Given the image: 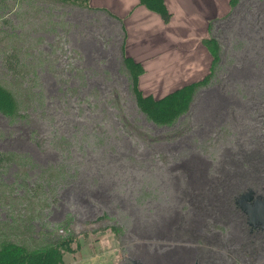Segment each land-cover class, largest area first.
I'll use <instances>...</instances> for the list:
<instances>
[{
	"label": "rangeland",
	"instance_id": "1",
	"mask_svg": "<svg viewBox=\"0 0 264 264\" xmlns=\"http://www.w3.org/2000/svg\"><path fill=\"white\" fill-rule=\"evenodd\" d=\"M230 7L208 34L220 47L213 78L159 127L135 102L120 19L0 0V86L17 102L0 113V248L73 238L65 264H264L261 234L229 206L241 189L264 194V0ZM183 197L221 203L195 235Z\"/></svg>",
	"mask_w": 264,
	"mask_h": 264
},
{
	"label": "crops",
	"instance_id": "2",
	"mask_svg": "<svg viewBox=\"0 0 264 264\" xmlns=\"http://www.w3.org/2000/svg\"><path fill=\"white\" fill-rule=\"evenodd\" d=\"M231 0H164L172 14L165 22L140 0H89L92 8L120 19L125 30L124 52L141 63L145 73L139 79L144 88H162L160 97L205 80L213 57L203 40L216 20L229 12ZM163 88H172L167 92ZM157 96V95H156Z\"/></svg>",
	"mask_w": 264,
	"mask_h": 264
},
{
	"label": "trees",
	"instance_id": "3",
	"mask_svg": "<svg viewBox=\"0 0 264 264\" xmlns=\"http://www.w3.org/2000/svg\"><path fill=\"white\" fill-rule=\"evenodd\" d=\"M49 1V0H48ZM61 3H69V4H75L78 8H82L89 11H101L105 12L104 10H98L94 9L90 6L89 0H51ZM141 4L146 6L148 9L154 10V12H157L162 19L167 23L170 21L172 14L167 11V8L165 6L164 0H140ZM237 3V0H231L230 5L233 7ZM106 14L110 15L112 18H115L112 14L105 12ZM122 27L123 31V38L120 44V56L122 58V63L128 70L129 76L131 78L132 83V91L135 96V102L139 108V110L142 112V114L146 115L147 118L155 124V126L164 127L168 125H173L179 118L187 113L193 102L194 98L199 92L200 87H203L205 85H208L211 81V79L214 76V69L219 59V53H220V47L219 43L216 39L213 37H206L203 40L204 45L213 57V64L212 69L209 72L208 76L205 78V80L190 84L188 86H184L183 88L177 89L174 92L162 97V98H155L151 95H144L142 90L139 87V79L140 76L145 72L144 67L141 65V63H137L133 61L131 58L127 57L124 52V42L126 38L125 30ZM203 97V95H202ZM207 99L210 100L211 104H216L218 102V98L215 95H208L206 96ZM209 102L208 100H206ZM16 100L13 94L3 87L0 86V113L2 116L6 117H12L16 111ZM200 172H196L192 175V173L189 175L190 177H193L191 179H201L197 178ZM192 190H194L196 187H190ZM249 189V188H247ZM241 189L237 191L233 195V199L230 201L229 206H233V210H236L241 217L245 219V216L240 212V210L235 205V198H237L241 193L247 190ZM186 201V202H185ZM181 203L184 202V204H187L189 207V212L193 214V218H191L190 226L186 224L183 228L192 235H195L197 233V230L205 220H207L208 214L211 210V206L213 207V211H216L218 213L220 202L216 203L209 200L207 202L202 201L201 198H192L189 197L185 199L184 197L180 201ZM220 214V213H219ZM243 219V222H244ZM246 220V219H245ZM175 226V225H174ZM170 225L168 224L166 228H169ZM243 228L246 229V227ZM247 233L249 235L254 236L260 235L264 239L263 232L261 233L260 229L251 230L248 227ZM76 239L69 238L66 240H62L58 242H55L54 244H51V246L41 252L37 251H29L25 249L24 247L11 244L8 245L5 244L0 248V264H65L64 256L67 253H74L77 248H79L78 242L76 243ZM264 241V240H263ZM256 249H252L249 252V256L256 255Z\"/></svg>",
	"mask_w": 264,
	"mask_h": 264
},
{
	"label": "water",
	"instance_id": "4",
	"mask_svg": "<svg viewBox=\"0 0 264 264\" xmlns=\"http://www.w3.org/2000/svg\"><path fill=\"white\" fill-rule=\"evenodd\" d=\"M235 205L246 218L247 225L254 229L264 231V194H258L249 188L235 198ZM118 264H143L141 259L125 257Z\"/></svg>",
	"mask_w": 264,
	"mask_h": 264
},
{
	"label": "flooded vegetation",
	"instance_id": "5",
	"mask_svg": "<svg viewBox=\"0 0 264 264\" xmlns=\"http://www.w3.org/2000/svg\"><path fill=\"white\" fill-rule=\"evenodd\" d=\"M261 230V229H260ZM263 232V234H264V231L263 230H261V233Z\"/></svg>",
	"mask_w": 264,
	"mask_h": 264
}]
</instances>
